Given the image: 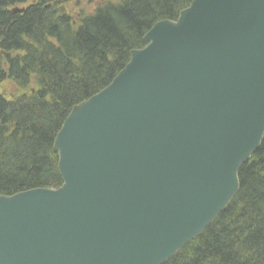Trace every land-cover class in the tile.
Wrapping results in <instances>:
<instances>
[{
  "label": "water",
  "instance_id": "95a60500",
  "mask_svg": "<svg viewBox=\"0 0 264 264\" xmlns=\"http://www.w3.org/2000/svg\"><path fill=\"white\" fill-rule=\"evenodd\" d=\"M143 40L63 120L61 185L0 195V264H162L237 193L264 135V0H192Z\"/></svg>",
  "mask_w": 264,
  "mask_h": 264
},
{
  "label": "trees",
  "instance_id": "16d2710c",
  "mask_svg": "<svg viewBox=\"0 0 264 264\" xmlns=\"http://www.w3.org/2000/svg\"><path fill=\"white\" fill-rule=\"evenodd\" d=\"M61 1L0 0V83L20 89H0V195L61 184L53 141L68 112L113 79L155 22L191 2L116 0L74 21ZM238 179L224 209L162 264H264V135Z\"/></svg>",
  "mask_w": 264,
  "mask_h": 264
},
{
  "label": "rangeland",
  "instance_id": "374dc122",
  "mask_svg": "<svg viewBox=\"0 0 264 264\" xmlns=\"http://www.w3.org/2000/svg\"><path fill=\"white\" fill-rule=\"evenodd\" d=\"M116 0H65L58 3V6L67 14H69L74 21H77L80 16L91 14L95 9L106 2H115ZM1 91L10 97H14L20 93L18 89L10 80L5 79L0 83Z\"/></svg>",
  "mask_w": 264,
  "mask_h": 264
},
{
  "label": "bare ground",
  "instance_id": "6f19581e",
  "mask_svg": "<svg viewBox=\"0 0 264 264\" xmlns=\"http://www.w3.org/2000/svg\"><path fill=\"white\" fill-rule=\"evenodd\" d=\"M136 49H137V48H136ZM201 232H202V231H201ZM201 232H200V233H201ZM196 236H197V235H196ZM196 236H194V237H192L190 240H188L187 243H189L190 241H192ZM187 243H185V244H187ZM185 244H184V245H185ZM184 245H183V246H184Z\"/></svg>",
  "mask_w": 264,
  "mask_h": 264
}]
</instances>
